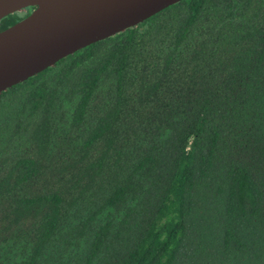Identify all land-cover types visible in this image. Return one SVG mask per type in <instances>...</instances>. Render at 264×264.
<instances>
[{
  "label": "trees",
  "instance_id": "trees-1",
  "mask_svg": "<svg viewBox=\"0 0 264 264\" xmlns=\"http://www.w3.org/2000/svg\"><path fill=\"white\" fill-rule=\"evenodd\" d=\"M0 264H264V0H179L2 90Z\"/></svg>",
  "mask_w": 264,
  "mask_h": 264
},
{
  "label": "water",
  "instance_id": "water-1",
  "mask_svg": "<svg viewBox=\"0 0 264 264\" xmlns=\"http://www.w3.org/2000/svg\"><path fill=\"white\" fill-rule=\"evenodd\" d=\"M177 1L0 0V19L33 6L22 19L0 30V92Z\"/></svg>",
  "mask_w": 264,
  "mask_h": 264
},
{
  "label": "flooded vegetation",
  "instance_id": "flooded-vegetation-1",
  "mask_svg": "<svg viewBox=\"0 0 264 264\" xmlns=\"http://www.w3.org/2000/svg\"><path fill=\"white\" fill-rule=\"evenodd\" d=\"M31 10V9H30Z\"/></svg>",
  "mask_w": 264,
  "mask_h": 264
}]
</instances>
